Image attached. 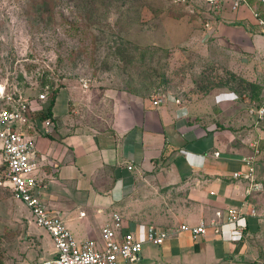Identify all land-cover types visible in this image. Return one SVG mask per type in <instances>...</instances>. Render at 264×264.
Masks as SVG:
<instances>
[{"label":"crops","instance_id":"0c3cea01","mask_svg":"<svg viewBox=\"0 0 264 264\" xmlns=\"http://www.w3.org/2000/svg\"><path fill=\"white\" fill-rule=\"evenodd\" d=\"M246 1L237 9L233 0L208 9L209 39H215L226 67L245 77L243 98L229 83L203 96L165 97L155 105L114 88L71 81L57 92L49 133L38 112L20 124L36 143L43 201L77 240L103 246L101 230L114 213L125 231L145 239L149 226L211 223L217 211L236 208L245 213L243 242L237 243L234 224L223 223L220 233L211 226L201 238L180 231L162 245L146 243L139 261L119 264H264V123L249 111L252 99L264 104L249 89L264 79V32L254 17L255 11L264 13V0ZM263 90L264 85L262 97ZM251 154L261 188L249 192V181L233 174L247 173L241 158ZM36 229L39 250L14 251L0 264L55 257L51 235Z\"/></svg>","mask_w":264,"mask_h":264},{"label":"rangeland","instance_id":"374dc122","mask_svg":"<svg viewBox=\"0 0 264 264\" xmlns=\"http://www.w3.org/2000/svg\"><path fill=\"white\" fill-rule=\"evenodd\" d=\"M209 4L0 0V85L17 98L45 93L38 115L46 112L53 91L71 81L153 101H184L231 83L234 95L243 98L245 77L226 67L215 39H209ZM3 147L0 139V263L14 251L39 250V226L4 180Z\"/></svg>","mask_w":264,"mask_h":264},{"label":"built area","instance_id":"2783aa9c","mask_svg":"<svg viewBox=\"0 0 264 264\" xmlns=\"http://www.w3.org/2000/svg\"><path fill=\"white\" fill-rule=\"evenodd\" d=\"M207 2L219 5L222 0H207ZM246 2V0H233L232 8L237 9ZM254 17L264 32V13L255 11ZM84 86L88 87L85 81ZM46 99L45 93H41L34 99L17 98L7 91L5 85H0V102L5 104V107L0 110V139L3 141V163L6 166L4 180L14 197L28 208L36 225L51 235L56 248L55 257L42 260L37 264H119L120 260L133 263L140 260L146 243L162 245L167 238L180 231H189L194 238H201L207 234V229L211 226L214 227L213 230L220 233L223 223L234 224L235 232L240 235L237 243L243 242L242 238L246 230V224L243 222L245 213L236 208H230L227 214L221 210L217 211L218 219L223 218V222L218 219L211 223L202 220L194 226L182 224L177 229L160 230L149 226L145 239H140L133 231H125L121 215L114 213L112 221L102 227L103 246L99 247L91 240H77L62 217L53 213L44 203L42 191L45 184L38 176L40 158L36 143L28 138L20 127L21 123H25L27 114L42 111L43 108H39L38 103ZM162 102L163 98L153 101L155 105H160ZM249 111L250 114L257 115L258 123H264V104L251 102ZM51 125V118L46 119L44 133H49L48 128ZM216 155L220 154L216 153ZM241 161L248 166V171L247 173L236 171L233 174L234 177L244 176L250 183L247 190L249 192L260 189L261 185L257 183L255 176V155L242 157ZM129 169H132V166H129Z\"/></svg>","mask_w":264,"mask_h":264},{"label":"trees","instance_id":"16d2710c","mask_svg":"<svg viewBox=\"0 0 264 264\" xmlns=\"http://www.w3.org/2000/svg\"><path fill=\"white\" fill-rule=\"evenodd\" d=\"M264 75V73H263ZM264 79L260 81V83L258 85H255V86H250L249 89L251 90L252 92V95L253 97L257 98V100L260 102V103H263L264 102V97L261 96V92H262V89H263V85H264ZM258 86V87H257ZM57 92L58 90H55L53 91V94L51 96V99H50V102H49V105L47 107V110L46 112L44 113H40L42 114L41 115V118H44L45 120L48 119V118H51L52 116V107L54 105V102H55V99H56V95H57ZM5 107V104L3 102H0V110ZM31 115V114H29ZM27 114V116H29ZM5 164L3 163V168H4V171H5Z\"/></svg>","mask_w":264,"mask_h":264},{"label":"water","instance_id":"95a60500","mask_svg":"<svg viewBox=\"0 0 264 264\" xmlns=\"http://www.w3.org/2000/svg\"><path fill=\"white\" fill-rule=\"evenodd\" d=\"M263 95H264V90H263Z\"/></svg>","mask_w":264,"mask_h":264}]
</instances>
